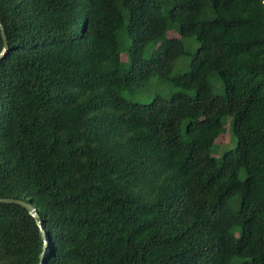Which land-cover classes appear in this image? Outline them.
Returning <instances> with one entry per match:
<instances>
[{
	"label": "trees",
	"instance_id": "trees-1",
	"mask_svg": "<svg viewBox=\"0 0 264 264\" xmlns=\"http://www.w3.org/2000/svg\"><path fill=\"white\" fill-rule=\"evenodd\" d=\"M0 19V199L40 220L0 200V264H264L263 0H0ZM153 77L179 90L128 97Z\"/></svg>",
	"mask_w": 264,
	"mask_h": 264
},
{
	"label": "rangeland",
	"instance_id": "rangeland-1",
	"mask_svg": "<svg viewBox=\"0 0 264 264\" xmlns=\"http://www.w3.org/2000/svg\"><path fill=\"white\" fill-rule=\"evenodd\" d=\"M179 35L180 33L177 29H171L167 31V37L169 38L179 37ZM189 39L192 40V38H187L186 41ZM196 47H197V43L194 42V46L191 50H195ZM149 53H150V50H147L145 52V55L147 56ZM188 64H189V57L187 55L181 56L180 58L176 60L173 66L172 74L178 75V74H182L186 72L189 67ZM212 85H213V91L216 94L224 93V88L219 79L213 78ZM178 90L179 88L172 86L168 82L158 77H153L142 91L136 92L133 95H128V97H130L132 100L146 102L156 94H161L165 97H170V95L173 92H176ZM193 93H194L193 91H188L189 95H193ZM232 127H233V118L230 116L225 119L221 132L215 141V145L212 151V154L214 157L219 158L224 153V151L229 150L235 146L236 140L232 133Z\"/></svg>",
	"mask_w": 264,
	"mask_h": 264
},
{
	"label": "water",
	"instance_id": "water-1",
	"mask_svg": "<svg viewBox=\"0 0 264 264\" xmlns=\"http://www.w3.org/2000/svg\"><path fill=\"white\" fill-rule=\"evenodd\" d=\"M0 31H1V36L3 39V48L0 52V58H1L7 52V49H8L7 39H6V35L4 32L3 26H2L1 19H0ZM0 200L2 202H5V203L18 204V205L23 206L24 208H26L28 210V212H30L32 214L33 217H35L38 220L37 222L40 224L39 214H38L36 208L31 203L26 202V201L21 200V199H17V198H2ZM41 233H42V236L45 237V232L43 229H41ZM40 257H41L40 264H42L43 254H41Z\"/></svg>",
	"mask_w": 264,
	"mask_h": 264
}]
</instances>
